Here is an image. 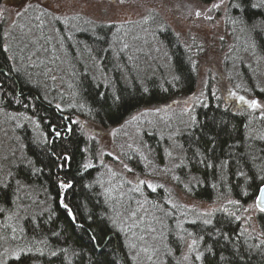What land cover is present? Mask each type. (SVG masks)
Returning <instances> with one entry per match:
<instances>
[{
    "label": "trees",
    "instance_id": "obj_1",
    "mask_svg": "<svg viewBox=\"0 0 264 264\" xmlns=\"http://www.w3.org/2000/svg\"><path fill=\"white\" fill-rule=\"evenodd\" d=\"M226 16L232 34L243 40L234 51L264 58V0H228ZM58 32L64 62L54 65L45 42L42 48L53 56L41 64L39 51L6 46L0 22V109L19 120L9 126L6 146L0 144V264H133L98 185L99 170L84 164L87 139L78 120L118 125L142 108L187 96L197 68L176 34L151 12L134 23L81 22ZM155 42L161 47L156 54ZM52 65L59 67L56 74ZM239 72L250 70L240 64ZM247 123L244 113L211 97L191 109L175 168L188 195L254 201L264 184V116ZM159 135L153 127L143 132L155 163L165 141ZM128 159L139 171L136 155ZM154 195L160 210L171 214L162 188ZM256 217L264 236V212ZM185 226L198 264H264V243L245 234L231 213L217 211ZM165 262L174 264L170 257Z\"/></svg>",
    "mask_w": 264,
    "mask_h": 264
},
{
    "label": "rangeland",
    "instance_id": "obj_2",
    "mask_svg": "<svg viewBox=\"0 0 264 264\" xmlns=\"http://www.w3.org/2000/svg\"><path fill=\"white\" fill-rule=\"evenodd\" d=\"M227 3L228 0L211 3L195 0H0V22L6 46L9 43L27 45L31 53L39 51L41 64L53 55L54 65L64 62L59 27L65 31L81 22L134 23L148 12L168 25L189 50L197 68V83L191 94L157 107L142 108L118 125L104 127L82 118L78 120L87 139L84 164L99 170L98 185L110 207L111 220L121 232L134 264H166V257L178 264H198L199 254L185 224L205 221L217 211L234 215L245 234L264 243L254 201L241 205L232 198L214 201L193 198L184 190L186 182L180 180V183L175 172L182 160L178 137L181 129L190 123L191 109L196 104L211 97L225 107L244 113L247 125L264 116V58L257 53L236 52L243 40L237 33L232 34L227 25ZM45 42V48L53 50V55L42 48ZM247 46L251 50V41H247ZM28 48L20 51L27 52ZM160 49L155 42L153 52L156 54ZM240 64L250 70V75L239 72ZM58 69L52 65L49 71L56 74ZM253 100L259 107L251 106ZM18 123L14 113L0 109V144L7 143L5 135L12 133L9 126L13 128ZM151 127L165 138L158 163L153 160L143 136ZM131 154L140 162L139 171L128 159ZM158 187L166 194L164 200L173 207L169 215H166L167 210H160L155 201ZM145 188L151 192L146 193ZM173 236L178 240L176 249Z\"/></svg>",
    "mask_w": 264,
    "mask_h": 264
},
{
    "label": "snow or ice",
    "instance_id": "obj_3",
    "mask_svg": "<svg viewBox=\"0 0 264 264\" xmlns=\"http://www.w3.org/2000/svg\"><path fill=\"white\" fill-rule=\"evenodd\" d=\"M215 7V5H214ZM241 100H243V97H240ZM252 107H259L256 101L250 102ZM257 200L259 203L257 204V207H260L261 211H264V188L261 189V195L257 197Z\"/></svg>",
    "mask_w": 264,
    "mask_h": 264
},
{
    "label": "water",
    "instance_id": "obj_4",
    "mask_svg": "<svg viewBox=\"0 0 264 264\" xmlns=\"http://www.w3.org/2000/svg\"><path fill=\"white\" fill-rule=\"evenodd\" d=\"M262 188H264V184L260 186V188L258 189V192L256 194V197H255V205H256V207H257V204L259 203V201L257 200V197L261 195V189ZM257 209L259 211H261L260 207H257ZM262 212H264V211H262Z\"/></svg>",
    "mask_w": 264,
    "mask_h": 264
},
{
    "label": "bare ground",
    "instance_id": "obj_5",
    "mask_svg": "<svg viewBox=\"0 0 264 264\" xmlns=\"http://www.w3.org/2000/svg\"><path fill=\"white\" fill-rule=\"evenodd\" d=\"M250 73H251V72H249V74H248V75H250ZM165 242H167V241H165ZM132 258H133V257H132ZM175 263H176V262H174V264H175ZM133 264H134V263H133ZM176 264H178V263H176Z\"/></svg>",
    "mask_w": 264,
    "mask_h": 264
}]
</instances>
